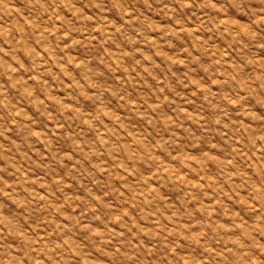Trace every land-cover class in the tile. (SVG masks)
<instances>
[{"label":"rangeland","instance_id":"1","mask_svg":"<svg viewBox=\"0 0 264 264\" xmlns=\"http://www.w3.org/2000/svg\"><path fill=\"white\" fill-rule=\"evenodd\" d=\"M0 264H264V0H0Z\"/></svg>","mask_w":264,"mask_h":264}]
</instances>
